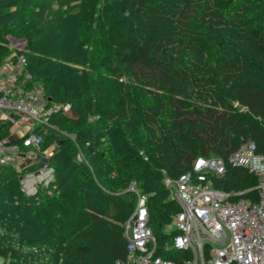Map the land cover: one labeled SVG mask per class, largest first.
Instances as JSON below:
<instances>
[{"label": "trees", "instance_id": "obj_1", "mask_svg": "<svg viewBox=\"0 0 264 264\" xmlns=\"http://www.w3.org/2000/svg\"><path fill=\"white\" fill-rule=\"evenodd\" d=\"M17 1L0 0V56L14 61L23 55L31 74L25 87L38 84L46 105L67 102L71 112L58 109L49 117L52 128L32 130L42 138L37 150L55 144L48 156L54 169L50 185L34 196L19 187V175L42 159L20 169L11 161L0 163V259L29 264L20 247L35 245L45 248L36 264H127L124 222L136 202L129 183L146 196L148 223L162 242L174 233L163 228L179 210L163 179L192 170L197 156L213 153L224 160L225 172L208 180L230 200L258 199L256 174L231 165L228 157L248 139L264 151V30L253 24L260 15L233 18L230 37L222 31L233 0H175L171 30L190 40L201 59L195 71L167 41L156 40L162 27L158 8L168 0L152 6L131 0L133 14L147 15L141 30L119 19L110 0H76V27L83 35L63 54L50 52L41 37L42 25L52 27L63 15L54 9L41 19V13L68 1ZM8 15L20 26H7ZM31 17L41 25L25 28ZM95 26L101 30L96 49L85 52L90 69L79 68V48L91 42L84 34ZM7 33L24 39L23 48L2 53ZM211 52L215 58L204 60ZM11 129V121L0 119V139L7 145L36 149L11 137ZM79 150L84 158L77 160Z\"/></svg>", "mask_w": 264, "mask_h": 264}, {"label": "built area", "instance_id": "obj_2", "mask_svg": "<svg viewBox=\"0 0 264 264\" xmlns=\"http://www.w3.org/2000/svg\"><path fill=\"white\" fill-rule=\"evenodd\" d=\"M30 79L26 60L20 55L14 68L0 79V119L11 121L13 114L16 119L26 120L19 127L17 137L22 138L23 146L38 148L42 138L32 131L33 127L52 128L51 113L58 109L70 113L71 108L67 102L46 105L39 85L25 87ZM7 148L16 150L17 146ZM51 149L48 153L43 151L42 162L36 169L19 175V187L25 195H36L39 188L54 180V169L48 163ZM7 158L0 162L12 160ZM228 162L256 174L258 199L230 200L228 192L211 186L208 180L209 175L221 176L225 172L224 160L218 156H197L192 170L177 178L163 179L169 197L176 201L179 210L163 228L165 233L172 229L174 233L162 242L148 223L146 196L132 180L128 190L135 193L136 202L124 222L126 263L177 264L179 258L180 264H264V151L257 152L254 141L248 139L229 155ZM27 247V251L23 250L26 262L36 264L35 259L40 262L45 248Z\"/></svg>", "mask_w": 264, "mask_h": 264}, {"label": "rangeland", "instance_id": "obj_3", "mask_svg": "<svg viewBox=\"0 0 264 264\" xmlns=\"http://www.w3.org/2000/svg\"><path fill=\"white\" fill-rule=\"evenodd\" d=\"M27 0H18V5H24L26 4ZM67 6H63L61 8H58L55 6L54 3L52 5H49L47 9L44 10V14H42L43 18H48L49 15H51V11L54 9L58 11L59 14L63 15V19L60 20L58 23L51 24L52 27H50V24L48 26L42 25L43 31L41 33V37L46 43V47L50 52L53 51H59L61 54L67 53L71 48V43H73L75 36H82L83 32H80L77 30L76 27V0H67ZM136 1V0H133ZM175 0H168L165 5L161 6L158 12L159 18H161V24L162 27L160 28L156 40L163 39L167 41L168 44H170L171 48L174 49V51L177 53L178 56L184 57L187 60H190L188 62V66L191 70L200 71L201 70V59L194 56L192 52L191 42L188 40V37L184 34H178V32L173 33L174 31L171 30L170 21L172 18V15L175 11L174 6ZM110 2L113 5L114 13L118 16L119 19L122 21H133L138 29H144L147 25L146 22V14L139 13L138 15L133 14V11L131 9V0H110ZM158 0H147V3L149 5H155L157 4ZM256 7V9H255ZM152 9V8H151ZM49 13V14H48ZM147 13V12H146ZM225 15H228V23L226 24V28L222 31V33L226 36L229 34L230 37H232L235 34V31L232 29V26L230 27L231 21H233V18L240 17L242 15H246L249 17H257L260 15V21L253 23L254 25H257L261 27L262 30H264V0H255L254 2H247V0H233L232 5L224 11ZM53 15V14H52ZM13 16L8 15L6 18L7 26L11 28H17L19 23H16V21L12 20ZM253 19V18H252ZM41 23V20H39L36 17H31L29 21L24 23L25 28L29 29H35L37 28ZM101 33V30L99 28L92 27L90 31L84 35H90L91 42L88 48H85L86 46H82L79 48V65L78 67L90 69V65L92 63L91 59L88 57H85V52L87 49L94 51L96 48H94L97 45V39L99 37V34ZM228 36V35H227ZM5 39L7 41V46L5 48L4 52L11 51V50H20L23 48L24 45V39L14 36L12 34H5ZM72 49V48H71ZM70 49V50H71ZM69 50V52H70ZM8 53V52H7ZM25 54V53H22ZM7 56V57H6ZM3 57V55L0 56V76L6 77V74L11 70V67L14 68V66L17 64V58L13 60L8 59V55ZM215 58L214 53H210L207 56H205L204 60L212 61ZM38 85V84H36ZM13 116V114H11ZM12 120H17L16 118H12ZM24 124V121L16 122V129H11L10 136L11 137H17L18 135V129L20 126ZM46 132H48L46 130ZM20 134V133H19ZM45 136V133L43 132V137ZM44 140H49L44 137ZM46 141L44 142V144ZM47 144V143H46ZM54 143L47 144L46 147H44L43 150H37L36 149H22L18 148L16 150L12 148H7V144L4 142L3 138L0 139V160L3 158L10 159L12 158L11 162H13L14 166L20 167L28 165V162H32L34 159L35 161L37 159L43 158V151L50 152V149L54 147ZM209 156H218V154H210ZM77 160L83 159V154L79 150L77 152L76 156ZM221 158V157H220ZM9 162V161H7ZM1 163V162H0ZM11 232L9 236H13L15 233L13 230H9ZM1 234V232H0ZM16 245V244H14ZM25 246V245H24ZM20 247L21 251L25 250L27 251L28 247L27 245L24 247ZM8 259H0V264H9Z\"/></svg>", "mask_w": 264, "mask_h": 264}, {"label": "crops", "instance_id": "obj_4", "mask_svg": "<svg viewBox=\"0 0 264 264\" xmlns=\"http://www.w3.org/2000/svg\"><path fill=\"white\" fill-rule=\"evenodd\" d=\"M2 78H4V77H1V76H0V79H2ZM13 116H14V115H13ZM13 116H11V122H12V128H13V129H16V125H15L16 122H19V121H21V120H22V121H26V120H24V119L12 120V117H13Z\"/></svg>", "mask_w": 264, "mask_h": 264}]
</instances>
